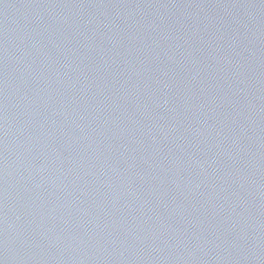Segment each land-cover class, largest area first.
Listing matches in <instances>:
<instances>
[{"label":"water","instance_id":"obj_1","mask_svg":"<svg viewBox=\"0 0 264 264\" xmlns=\"http://www.w3.org/2000/svg\"><path fill=\"white\" fill-rule=\"evenodd\" d=\"M0 264H264V0H0Z\"/></svg>","mask_w":264,"mask_h":264}]
</instances>
